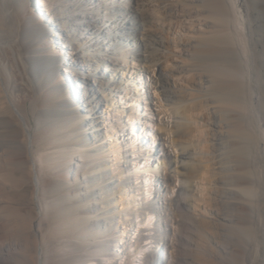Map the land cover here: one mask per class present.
Returning a JSON list of instances; mask_svg holds the SVG:
<instances>
[{
    "label": "bare ground",
    "instance_id": "6f19581e",
    "mask_svg": "<svg viewBox=\"0 0 264 264\" xmlns=\"http://www.w3.org/2000/svg\"><path fill=\"white\" fill-rule=\"evenodd\" d=\"M141 1L94 13L80 0H0L2 263L131 264L150 243L143 264H174L184 210L185 264H264V0H162L165 16L209 12L197 33ZM131 62L157 75L156 119L139 120L151 142L120 138L144 95ZM121 225L134 242L116 247Z\"/></svg>",
    "mask_w": 264,
    "mask_h": 264
},
{
    "label": "rangeland",
    "instance_id": "374dc122",
    "mask_svg": "<svg viewBox=\"0 0 264 264\" xmlns=\"http://www.w3.org/2000/svg\"><path fill=\"white\" fill-rule=\"evenodd\" d=\"M81 1V7H85V8H88L87 10H84V11H90L89 10V8H94V10H93V12L94 13H96V11H97V7L99 6V7H105V6H108V7H116L117 5H129L130 7H133L134 5V7H135V9L137 8V6H138V3L139 2H142L141 0H80ZM39 3H40V0H27V3H26V7H27V10H33L34 9V7H35V5H37L38 4V6L39 7H41V5H39ZM85 3V4H84ZM91 4V5H90ZM147 5H146V7H147V11L149 12V14H151L153 17H154V19H156V21H158V22H161V21H165V22H168V21H171V22H174V23H179V24H182V26L185 28V30H186V32H190V33H197V31H196V24H198L197 23V20L198 19H200V18H203L204 16H207V15H209L210 13L209 12H206V13H202V12H199L198 10H195V9H192L191 10V12H189V10H188V7H183L182 5H178V6H176V8L180 11V14L182 13H186V14H190V18H192L191 20L193 21V22H189V20L190 19H188V21H186V20H183V19H181V18H183V17H169V16H165L164 15V8H163V3H162V0H150L148 3H146ZM90 5V6H89ZM139 5H140V3H139ZM138 8H139V10H140V8H141V6H138ZM187 8V9H186ZM199 9V8H198ZM185 10H186V12H185ZM184 11V12H183ZM194 11V12H193ZM42 12H44L42 15H44V16H46V18H47V15L45 14V11H42ZM136 12L137 11H135V12H133L134 14H132L131 15V17L132 16H134L135 14H136ZM189 12V13H188ZM79 13H82V10H80L79 11ZM200 13V14H199ZM202 15V16H201ZM192 16V17H191ZM197 16V17H196ZM179 21V22H178ZM49 33L50 34H52V30H49ZM166 34H167V32H166ZM86 35V34H85ZM91 35H93L92 33H91ZM91 35H89V36H91ZM54 37V36H53ZM56 37V36H55ZM57 38V37H56ZM97 38H102V37H97ZM117 41H122L123 42V44L124 43H127V41L129 42H131V39L130 38H127L126 40L125 39H121V38H119V39H116ZM112 41H114V40H111V43H112ZM137 43H139V41H137ZM58 45H62L61 47H62V49H67V45H66V43H64L63 42V40H59V42H58ZM67 56H69V55H67L65 52L64 53H62L61 54V57H67ZM170 61V60H169ZM139 63V64H138ZM141 63L140 62H131L130 63V65H129V68H130V72L132 73V77H131V79H138V82H137V84L140 86V87H142V89H141V91H142V93L144 94L140 99H138V100H133V101H135V103L136 102H138V112L136 113L137 114V118H135V116H133V115H130L129 117H128V120L130 121V128L128 129V130H126V132L124 133V134H120V138H131V139H133L134 137L135 138H137L138 139V133H141V135H142V137H145V139L147 140V142H151V140H154L155 139V135H154V133H152L153 131H152V129L150 128H148V127H146L145 129H143L142 127H143V124L142 123H139V120L140 119H144V118H142V116H145L146 117V119L148 118V119H150L151 121H153V120H155L156 118V115H155V113H154V106H153V104L151 103V97L152 98H161V95L158 93V91H156L155 90V85H154V83H153V81L157 78V75H156V73H145V72H143V70L145 69L144 67H142V65H140ZM65 67L64 66H61L60 67V73H62V76H64V77H68V78H71V79H74V75L70 72V70L69 69H67V71H65ZM84 82H86L88 85H89V87L91 88V89H94L95 91H97V90H99V85L101 84V83H99V82H94V79H95V77H91V76H89V77H82L81 78ZM75 80H77L76 78H75ZM78 82V81H77ZM80 83V82H79ZM117 90H119V89H117ZM113 93H117L116 91H113ZM122 101V103L123 104H129V103H132L133 101L132 100H122V99H119V101ZM153 106V107H152ZM110 113H111V111H105L104 113H103V117H102V119L104 120V122H103V127H104V130H106L107 129V120H108V116L109 117H111V115H110ZM150 124V123H149ZM151 126H153L152 125V123H151ZM138 127V128H137ZM145 130V131H144ZM144 131V132H143ZM143 132V133H142ZM108 134H109V132H107ZM123 135V136H122ZM152 136V137H151ZM114 138V137H113ZM113 138H107V141L108 142H112V139ZM125 138V139H126ZM155 150H152V152H154ZM151 152V153H152ZM112 159H114V157H112ZM146 160H148V163H147V165L148 166H150L151 164H157V163H160V159L158 158V157H155V156H153V155H151L148 159H146ZM156 161V162H155ZM151 167V166H150ZM149 168V167H148ZM149 177H151V178H154V177H156V175H154V174H152V173H150V176ZM180 182L177 180V181H175V188H174V190H173V193H175V189H177V188H179L180 187ZM150 189H151V191H152V194H150V195H148L147 194V197H150V198H152L153 197V194H154V190H155V187H154V184H151L150 185ZM30 190H31V185H30V187H29V185L28 186H26L25 187V190H24V192H30ZM147 190V189H146ZM18 194H17V193ZM19 191H15V193L13 194L15 197H18V195H19ZM17 195V196H16ZM182 208L180 207V210H181ZM182 212V213H181ZM179 213H180V216H178V221L177 222H175V223H172L171 225V233L173 234V246H174V250H175V252H177L178 253V255L179 256H174L176 259H174V264H179L180 262V264H183L184 263V260L186 259L185 257H186V255H185V253L188 255V252L190 253V250H188V248L186 247L187 245L185 244V243H187L186 241H187V237H188V235L190 234V232L189 231H194L193 229V226L190 224V223H188L187 221H185V220H187V218L189 217L188 215L189 214H185L186 212L184 211V210H181V211H179ZM184 214V215H183ZM186 216V217H185ZM180 217H182V218H185V220H182V219H180ZM152 219V218H151ZM189 219V218H188ZM188 223V224H187ZM188 225V226H187ZM146 227H150V224H148L147 226H145V228ZM120 230L121 231H123V232H121V235H122V240H120V241H118V243H117V246L116 247H119V246H122V245H124V243H125V241L126 240H129V241H131V243H133L134 242V237H133V235L136 233V232H134V234L132 233H127V231H124V228H123V226L121 225L120 227ZM140 228H141V226H139L138 227V230H140ZM181 228V229H180ZM183 229V230H182ZM185 229V230H184ZM180 231H182V232H180ZM183 231H184V233L186 232L187 233V235H186V233L184 234L183 233ZM183 233V235H181ZM124 235V236H123ZM126 235V236H125ZM181 235V237H179ZM185 235L187 236V237H185ZM202 236V235H201ZM203 237V236H202ZM132 238V239H131ZM186 238V239H185ZM133 240V241H132ZM124 242V243H123ZM180 243V244H179ZM183 243V244H182ZM121 244V245H120ZM183 245V246H182ZM177 248H179L178 250H177ZM181 248V249H180ZM151 250V244L149 243V244H147V246L144 248V249H142L139 253H136L134 256V258L133 259H131L130 261H131V264H143V258H144V255H145V253H147V252H149ZM177 250V251H176ZM181 253H180V252ZM187 251V252H186ZM182 255V256H181ZM184 255V256H183ZM208 256H210V254L208 255ZM30 258H32V255H30ZM106 258V261L107 262H109V264H114L115 263V260L114 259H109L108 257H105ZM105 258H104V260H105ZM33 259V258H32ZM125 258L124 257H122L121 259H120V261H119V264H125V261L126 260H124ZM109 260V261H108ZM113 260V261H112ZM179 260V261H178ZM182 260V261H181ZM3 261H1L0 260V264H5V263H2ZM176 262V263H175ZM178 262V263H177ZM30 264H34L33 262H30ZM83 264V263H82ZM185 264V263H184ZM195 264V263H194Z\"/></svg>",
    "mask_w": 264,
    "mask_h": 264
}]
</instances>
